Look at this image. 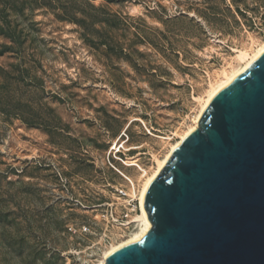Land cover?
Segmentation results:
<instances>
[{
  "label": "rangeland",
  "instance_id": "obj_1",
  "mask_svg": "<svg viewBox=\"0 0 264 264\" xmlns=\"http://www.w3.org/2000/svg\"><path fill=\"white\" fill-rule=\"evenodd\" d=\"M263 41L264 0H0V264L136 232L143 170Z\"/></svg>",
  "mask_w": 264,
  "mask_h": 264
},
{
  "label": "water",
  "instance_id": "obj_2",
  "mask_svg": "<svg viewBox=\"0 0 264 264\" xmlns=\"http://www.w3.org/2000/svg\"><path fill=\"white\" fill-rule=\"evenodd\" d=\"M143 208L151 227L103 264H264V51L212 97Z\"/></svg>",
  "mask_w": 264,
  "mask_h": 264
},
{
  "label": "bare ground",
  "instance_id": "obj_3",
  "mask_svg": "<svg viewBox=\"0 0 264 264\" xmlns=\"http://www.w3.org/2000/svg\"><path fill=\"white\" fill-rule=\"evenodd\" d=\"M263 51H264V41H263V43H261L258 46L257 49H255L252 52L249 50H246V49L240 50L238 56H239V58L242 59V62L244 61V63L240 67L233 69L231 72H228L227 71L228 69H227V70H224L222 72L221 76H219V74H218V78H217V80H215V83L211 84L210 89L206 92L207 94L203 98H201L202 99L201 100L202 105H201L199 112L197 113V115L194 118V124L192 126H190L183 134H181L180 138L175 143H173L171 145V148L168 150V152L166 153V155L162 159L157 158V166L151 173H148V171L145 169L143 170V172H144L142 174L143 185L141 187L140 194H139L141 213L137 217V221L139 222V225H140L139 229L136 232H134L133 234H131L127 239H125L119 243L113 244L108 250H106L104 252L102 259H100L97 262V264H103L105 257L109 253H111L114 250L118 249L119 247L125 245L126 243H129L131 241H134L136 239L141 238L148 231V229L151 227V221L147 217L146 210L143 208V201H144V197H145V194L147 192L149 185L155 179V177L158 175V173L161 171V169L164 167V165L166 164L168 158L170 157V155H171L172 151L175 149V147L193 129H195L199 125V119H200L204 109L206 108V106L208 105V103L210 102L212 97L217 93V91L220 88H222L224 85L229 83L236 75H238L244 69H246ZM136 161L137 160L131 158V159L127 160L126 162L134 165V164H136Z\"/></svg>",
  "mask_w": 264,
  "mask_h": 264
},
{
  "label": "built area",
  "instance_id": "obj_4",
  "mask_svg": "<svg viewBox=\"0 0 264 264\" xmlns=\"http://www.w3.org/2000/svg\"><path fill=\"white\" fill-rule=\"evenodd\" d=\"M117 143L114 145V150L116 151V153L122 151V149H124L123 143H120L117 147H116Z\"/></svg>",
  "mask_w": 264,
  "mask_h": 264
}]
</instances>
